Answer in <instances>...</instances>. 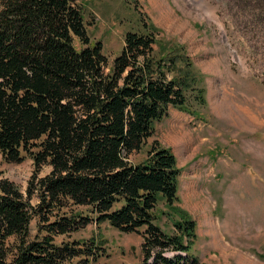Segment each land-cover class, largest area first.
<instances>
[{
    "label": "trees",
    "instance_id": "obj_1",
    "mask_svg": "<svg viewBox=\"0 0 264 264\" xmlns=\"http://www.w3.org/2000/svg\"><path fill=\"white\" fill-rule=\"evenodd\" d=\"M155 33L128 31L109 65L77 0H0V152L35 166L26 195L0 172V264L98 260L104 238L72 235L104 222L142 235L140 264H203L196 221L173 216L176 155L148 144L171 108L196 116L189 94L202 101L204 89L184 44L158 50Z\"/></svg>",
    "mask_w": 264,
    "mask_h": 264
},
{
    "label": "rangeland",
    "instance_id": "obj_2",
    "mask_svg": "<svg viewBox=\"0 0 264 264\" xmlns=\"http://www.w3.org/2000/svg\"><path fill=\"white\" fill-rule=\"evenodd\" d=\"M77 2L90 36L102 41L109 65L123 50L125 34L144 31L146 25L156 28V49L160 43L184 44L204 99L189 94L196 116L171 108L155 123L148 144L158 139L176 155L175 204L181 211L174 209L173 216L196 221L192 247L201 263L264 264V0ZM34 169L31 157L12 163L0 152L2 176L25 195ZM49 170L45 167L42 174ZM162 210L169 211L165 202ZM170 218L158 217L172 232ZM72 236L104 238L106 252L88 263L73 258L62 264H140L143 258L142 235L108 222L91 223Z\"/></svg>",
    "mask_w": 264,
    "mask_h": 264
}]
</instances>
